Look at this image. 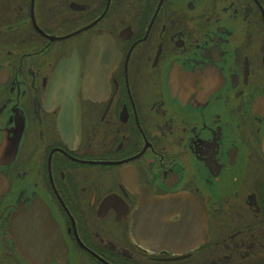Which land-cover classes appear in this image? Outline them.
Here are the masks:
<instances>
[{"label": "flooded vegetation", "instance_id": "obj_1", "mask_svg": "<svg viewBox=\"0 0 264 264\" xmlns=\"http://www.w3.org/2000/svg\"><path fill=\"white\" fill-rule=\"evenodd\" d=\"M0 264H264V0H0Z\"/></svg>", "mask_w": 264, "mask_h": 264}, {"label": "water", "instance_id": "obj_2", "mask_svg": "<svg viewBox=\"0 0 264 264\" xmlns=\"http://www.w3.org/2000/svg\"><path fill=\"white\" fill-rule=\"evenodd\" d=\"M38 207V206H36ZM36 209H39V208H36ZM42 213L40 211H37L36 212V216L38 217V215H41ZM52 221L48 218L45 219V220H40V219H35L33 221H31V223H45V224H50ZM24 222H23V218L21 215H19L13 222H12V226H11V234H14L15 237H16V241H18V244L20 245V250L24 247V244H23V240L26 238L25 235L23 236V233H24V229L22 228ZM38 230H41V231H37L39 233H44L45 231H49V229H46V228H42V229H39L37 228Z\"/></svg>", "mask_w": 264, "mask_h": 264}]
</instances>
